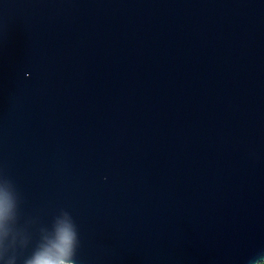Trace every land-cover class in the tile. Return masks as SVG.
I'll list each match as a JSON object with an SVG mask.
<instances>
[{"label":"water","instance_id":"95a60500","mask_svg":"<svg viewBox=\"0 0 264 264\" xmlns=\"http://www.w3.org/2000/svg\"><path fill=\"white\" fill-rule=\"evenodd\" d=\"M0 179V264L62 211L76 264L264 257V0H0Z\"/></svg>","mask_w":264,"mask_h":264},{"label":"clouds","instance_id":"9594fccd","mask_svg":"<svg viewBox=\"0 0 264 264\" xmlns=\"http://www.w3.org/2000/svg\"><path fill=\"white\" fill-rule=\"evenodd\" d=\"M18 196L12 182L0 179V259L4 258V241L14 231L10 222L15 224ZM41 240L32 250L31 255L23 259V264H76L74 257L79 245L76 224L71 215L62 211L53 220L51 231L41 228ZM15 243V237H13ZM13 256L6 264H16ZM252 264H264V257L256 259Z\"/></svg>","mask_w":264,"mask_h":264}]
</instances>
